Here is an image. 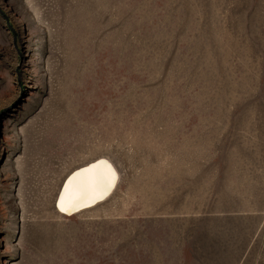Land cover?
<instances>
[{
    "label": "rangeland",
    "instance_id": "1",
    "mask_svg": "<svg viewBox=\"0 0 264 264\" xmlns=\"http://www.w3.org/2000/svg\"><path fill=\"white\" fill-rule=\"evenodd\" d=\"M0 264H264V0H0Z\"/></svg>",
    "mask_w": 264,
    "mask_h": 264
},
{
    "label": "bare ground",
    "instance_id": "2",
    "mask_svg": "<svg viewBox=\"0 0 264 264\" xmlns=\"http://www.w3.org/2000/svg\"><path fill=\"white\" fill-rule=\"evenodd\" d=\"M119 173L106 158H99L70 172L56 198L61 215L72 216L105 202L115 191Z\"/></svg>",
    "mask_w": 264,
    "mask_h": 264
}]
</instances>
